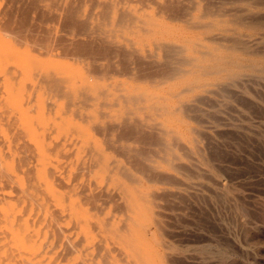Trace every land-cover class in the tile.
<instances>
[{
	"label": "rangeland",
	"instance_id": "obj_1",
	"mask_svg": "<svg viewBox=\"0 0 264 264\" xmlns=\"http://www.w3.org/2000/svg\"><path fill=\"white\" fill-rule=\"evenodd\" d=\"M194 1L173 2L205 28L159 17L162 34L156 38L170 48L156 49L151 39L142 43L144 50L159 59L171 53L174 62L192 57L202 67L183 68L189 72L175 76L158 90L144 85L138 88L141 98H158V104L174 109L172 120H161L165 129L178 132L176 140L170 141L178 170L151 153L157 151L155 146L131 145L145 148V156L139 157L142 166L154 160L165 176H175L148 183L138 175L140 217L150 228L143 242L156 247L161 264H264V0ZM38 6H49V2L43 0ZM72 6L79 4L74 1ZM80 6L86 10L90 3ZM119 7L138 8L136 14L142 16L151 13L135 3L123 2ZM32 47L0 36V264H13L16 257L12 253L28 246L17 244L14 235L18 241L25 235L32 243L43 242L47 258L66 264L58 257L62 240L57 239L54 226L66 228L69 221L54 219L45 200L37 208L17 202L13 194L15 177L25 180L14 170L15 159L31 156L37 144L49 149L56 141L58 108L52 105L60 101L42 77L60 71L67 63ZM74 68L86 75L80 67ZM176 93L179 95L174 96ZM30 98L34 100L28 104ZM138 115L143 119L145 112Z\"/></svg>",
	"mask_w": 264,
	"mask_h": 264
},
{
	"label": "bare ground",
	"instance_id": "obj_2",
	"mask_svg": "<svg viewBox=\"0 0 264 264\" xmlns=\"http://www.w3.org/2000/svg\"><path fill=\"white\" fill-rule=\"evenodd\" d=\"M41 1L0 0V36L18 45L33 44L32 48L67 61L60 71L42 77L60 101L52 105L58 108L56 141L49 149L37 144L31 156L15 159L14 170L25 180L15 177L13 194L17 202L37 208L45 200L54 219L69 221L66 228L54 226L56 238L62 240L58 257L66 264H161L156 247L143 242L150 228L140 217L142 185L138 175L150 183L165 174L158 170L156 161L149 160L144 167L139 157L145 156L143 147L155 146L157 151H149L178 170L170 142L176 140L178 132L165 129L161 120H172L174 109L158 104V98H141L137 91L140 85L158 90L175 76L189 72L183 68L202 67L192 57L174 62L171 53L159 59L143 45L151 39L156 49L170 48L156 38L162 34L159 17L192 28H205V24L195 20L192 13L180 11L174 0H67L63 4L62 0H44L49 6L40 7ZM74 1L79 6L73 7ZM86 2L90 8L85 10L80 5ZM123 2L135 3L151 13L136 14L138 8L119 7ZM95 8L97 13L93 12ZM48 23L55 26L49 28ZM74 67H80L87 76ZM33 100L28 99V104ZM141 111L145 112L143 119L138 118ZM134 144L143 147L138 150L131 147ZM100 201L101 205L97 204ZM154 218L151 212V220ZM27 237L18 241L14 235L17 244L28 246L12 253L18 257L12 259L13 264H55L47 258L46 244L32 243Z\"/></svg>",
	"mask_w": 264,
	"mask_h": 264
}]
</instances>
